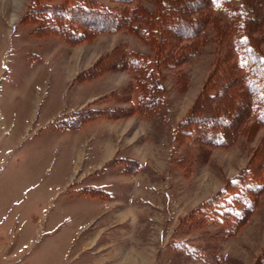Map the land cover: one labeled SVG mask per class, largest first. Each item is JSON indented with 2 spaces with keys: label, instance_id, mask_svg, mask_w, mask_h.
<instances>
[{
  "label": "rangeland",
  "instance_id": "374dc122",
  "mask_svg": "<svg viewBox=\"0 0 264 264\" xmlns=\"http://www.w3.org/2000/svg\"><path fill=\"white\" fill-rule=\"evenodd\" d=\"M33 1L0 0V264H81L87 255L77 251L92 229H76L82 209L90 204L82 199L79 184H67L59 174L68 150L60 128L87 118L138 112L136 72L125 63L115 68L112 64L122 61L124 52L152 57L153 47L125 28L74 44L58 35L39 34L36 24L24 19ZM92 1L118 10H129L136 3L150 11L155 8L148 0ZM209 10L222 24L221 13L213 6ZM223 38L209 23L193 56L179 66L158 68L151 107L139 112L158 114L165 126L170 117L180 122L217 55L230 48ZM111 71L131 78L123 95L117 96V101L132 98L129 109L67 112L92 91L90 83L79 82L97 77H89L95 72ZM177 126L174 178L164 176L163 190L179 194V222L163 232H141L142 245L133 249L142 256L131 264H264V189L251 196L249 204L237 190L227 189L228 181L247 167L264 129L252 138L242 133L230 146L212 147L199 143L196 136L178 139Z\"/></svg>",
  "mask_w": 264,
  "mask_h": 264
},
{
  "label": "trees",
  "instance_id": "16d2710c",
  "mask_svg": "<svg viewBox=\"0 0 264 264\" xmlns=\"http://www.w3.org/2000/svg\"><path fill=\"white\" fill-rule=\"evenodd\" d=\"M52 1L34 0L24 15L36 24L39 34L58 35L74 44L125 28L152 45V57L124 52L126 59L112 64L115 68L125 63L136 72L139 111L151 107L158 68L187 61L199 49L207 25L214 23L219 38L224 36L220 40L227 39L230 48L217 55L193 105L178 123L177 137L196 136L203 145L226 147L242 133L252 138L264 129V0H148L155 6L153 11L140 3L118 10L92 0ZM110 1L131 4L136 0ZM210 6L221 13L222 24L215 22L218 16ZM116 50L111 52L115 55ZM227 189L237 190L248 204L264 189V137L247 167L228 181Z\"/></svg>",
  "mask_w": 264,
  "mask_h": 264
},
{
  "label": "crops",
  "instance_id": "0c3cea01",
  "mask_svg": "<svg viewBox=\"0 0 264 264\" xmlns=\"http://www.w3.org/2000/svg\"><path fill=\"white\" fill-rule=\"evenodd\" d=\"M130 82L127 74L120 77L113 71L79 82L90 83L92 91L67 112L129 109L132 98L117 101V96ZM156 115L129 111L60 128L68 150L59 174L67 184H79L82 199L90 204L82 209L76 229H92L77 251L87 255L81 264H131L142 256L133 249L142 245L141 232H163L178 225L179 194L164 191L163 184L165 175L174 178L172 150L179 119L170 117L165 126ZM178 174L177 168V178Z\"/></svg>",
  "mask_w": 264,
  "mask_h": 264
}]
</instances>
